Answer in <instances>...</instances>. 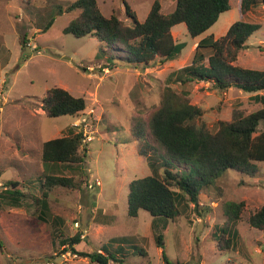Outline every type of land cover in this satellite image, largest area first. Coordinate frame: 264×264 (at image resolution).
Returning <instances> with one entry per match:
<instances>
[{"label": "rangeland", "instance_id": "obj_1", "mask_svg": "<svg viewBox=\"0 0 264 264\" xmlns=\"http://www.w3.org/2000/svg\"><path fill=\"white\" fill-rule=\"evenodd\" d=\"M76 1L0 0V193L16 182L25 205L8 207L0 199V264H93L79 254L95 252L113 254L122 261L110 264H264V234L249 223L264 206V162L255 163L254 174L236 169L224 172L203 188L202 208L196 209L188 197H182L176 219L153 217L145 210L133 217L128 211L135 179L150 175L163 179L165 168L189 170L165 157L149 133L150 117L168 86L181 100L201 109L196 124L213 134L221 122L264 107L255 101L256 94L222 91L202 81L181 85L171 77L191 64L200 39L210 35L219 39L239 21L259 24L261 30L249 39L235 65L264 71V6L242 14V0H230L231 10L196 39L185 24L176 26L179 33L174 31V38L185 45L181 55L174 61L158 58L146 65L127 62L123 50L108 49L97 37L66 34L64 29L81 13L68 11ZM156 1L164 14L176 8L177 0H97L105 17L115 15L126 25H132L126 4L144 23ZM25 35L26 45L22 44ZM202 52L210 55L207 49ZM54 87L84 98L86 110L77 117H48L41 106ZM135 124L147 129L151 149L133 136ZM262 131L263 122L258 133ZM71 133H83L88 156L83 165L64 173L72 178V187L50 190V220L43 223L39 220L43 144ZM143 150L149 151L148 156H142ZM228 202H245L236 227L225 213ZM226 224L231 228L226 239L234 229L240 235L231 248L222 249L227 244L220 242ZM77 234H82V240L74 246L75 254L61 241Z\"/></svg>", "mask_w": 264, "mask_h": 264}, {"label": "trees", "instance_id": "obj_2", "mask_svg": "<svg viewBox=\"0 0 264 264\" xmlns=\"http://www.w3.org/2000/svg\"><path fill=\"white\" fill-rule=\"evenodd\" d=\"M259 5L264 6V0H242V14ZM73 10H81V13L64 29L66 34H73L78 38L97 37L108 49L123 50V57L127 62L150 65L158 58L174 61L181 55L185 45L178 44L174 38L172 30L176 26L185 24L193 39L200 38L218 22L223 13L231 10V3L230 0H177L175 10L164 14L161 3L156 1L144 23L139 22L136 14L126 4V12L132 25H126L115 15L105 17L97 0H77L68 8V11ZM52 23L53 20L45 25L43 32ZM260 30L259 24L239 21L232 24L219 39H215L213 35L200 39L191 64L172 72L171 77L175 76V83L181 85L202 81L213 83L222 91L238 89L256 94L255 101L264 106V71L235 65L239 53L247 48L249 39ZM27 43L28 38L25 35L22 44ZM205 49L210 51L208 57L202 52ZM206 60L208 64L204 63ZM41 108L50 118L77 117L86 110L87 103L84 98L75 97L64 88L54 87L47 92ZM201 116L199 107L187 100H181L168 86L161 105L150 117L149 133L165 157L175 164L189 166V170L165 168L163 179L158 175L135 179L130 185L129 194L128 211L131 216L136 217L140 210H145L153 217L176 219L180 215L182 197H188L196 209L202 208L199 197L203 188L213 185L224 172L236 169L254 174L257 171L255 163L264 162V131L258 133L260 124L264 123V107L248 116L236 115L232 122H221L215 134L196 124ZM149 133L142 124H135L132 128L136 140L151 149ZM83 141V133H71L43 144L41 160L44 180L41 185L43 198L39 216L41 222L47 223L50 220V190L56 186L72 187V178L64 173L72 170L75 165L85 163L88 150ZM148 152L143 150L141 154L146 157ZM18 185L10 182V186L5 187V195L4 192L0 193V199L6 206H25L24 195L17 190ZM244 208L245 202L226 204L225 213L232 222V227H236L241 220ZM249 223L264 234V206L249 218ZM228 226L226 224L223 228L220 242L227 241V244L222 249L231 248V244L234 245L240 235L234 229L232 236L226 239V233L231 229ZM59 233V230L54 232L55 235ZM81 237L82 234H77L61 242L78 254L74 246L81 243ZM157 242L161 247L162 236L157 238ZM79 255L89 258L93 264L122 262L113 254L104 252ZM163 257L167 261L164 251Z\"/></svg>", "mask_w": 264, "mask_h": 264}, {"label": "crops", "instance_id": "obj_3", "mask_svg": "<svg viewBox=\"0 0 264 264\" xmlns=\"http://www.w3.org/2000/svg\"><path fill=\"white\" fill-rule=\"evenodd\" d=\"M174 31L175 32H177L176 30H175V28L172 30V33L174 34ZM177 33H179V32H177ZM177 41L179 40L178 38H175ZM196 45H197V43H196Z\"/></svg>", "mask_w": 264, "mask_h": 264}]
</instances>
